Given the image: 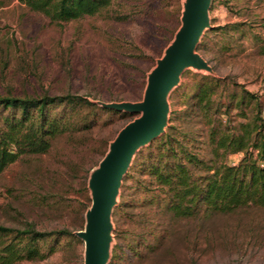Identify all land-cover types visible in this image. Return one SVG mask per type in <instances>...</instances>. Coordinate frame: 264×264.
Segmentation results:
<instances>
[{
    "label": "rangeland",
    "instance_id": "1",
    "mask_svg": "<svg viewBox=\"0 0 264 264\" xmlns=\"http://www.w3.org/2000/svg\"><path fill=\"white\" fill-rule=\"evenodd\" d=\"M260 1L212 0L209 28L195 49L208 69L185 68L167 94L163 133L170 124L189 132L204 160L213 157L207 142L208 122L193 98L200 75L219 80L212 98L229 103L221 111L227 113L218 115L224 124L245 121L235 106L245 90L260 96L264 128V44L256 43L264 39V29L257 26L261 22L255 14ZM186 2L113 0L97 14L56 23L17 0H0V94H72L106 110L96 113L92 127H72L51 138L46 153L23 155L0 173V226L69 232L49 257L14 264H85V243L77 233L84 229L92 203V174L119 131L141 116L105 105L143 100L149 74L182 25ZM242 111L251 118L250 105ZM86 112V108L73 112L72 122ZM171 118L175 121L170 123ZM142 148L121 180L111 211L107 264H264V208L175 218L163 211V201L147 203L152 192L144 183L124 181ZM241 156L230 154L223 161L233 166ZM124 184L126 203L120 206ZM47 241L40 242L42 249ZM117 243L120 250L112 261Z\"/></svg>",
    "mask_w": 264,
    "mask_h": 264
},
{
    "label": "trees",
    "instance_id": "2",
    "mask_svg": "<svg viewBox=\"0 0 264 264\" xmlns=\"http://www.w3.org/2000/svg\"><path fill=\"white\" fill-rule=\"evenodd\" d=\"M17 1L27 10L60 23L97 14L107 9L113 0ZM218 84L219 80L200 75L193 95L197 101L195 105L208 122L207 142L213 158L204 160L198 156L193 136L170 124L165 133L138 152L124 180L132 178L138 185L144 183V188L152 192L147 203L163 201V211L175 218L198 213H229L248 206L264 208V167L261 166L264 163V128L262 106L258 102L260 96L242 90L235 106L241 110L238 115L245 121L231 126L218 118L229 108V103L226 105L212 98ZM233 98L234 95L230 96V102ZM248 105L251 118L242 111ZM223 106L226 109L221 112ZM82 108L88 112L72 122L73 112ZM99 111L106 110L78 95L0 94V173L23 155L46 153L50 139L72 127H92ZM172 121L175 120L171 118L170 123ZM235 153H242L240 160L236 165H227L223 160ZM134 174L140 178H134ZM124 189H127L125 184L120 206L126 203ZM65 235H69L66 230L42 232L31 225L23 229L0 226V264L45 259L55 252L57 241ZM44 240L50 241L42 249L40 242ZM119 250L117 243L112 248V261Z\"/></svg>",
    "mask_w": 264,
    "mask_h": 264
},
{
    "label": "water",
    "instance_id": "3",
    "mask_svg": "<svg viewBox=\"0 0 264 264\" xmlns=\"http://www.w3.org/2000/svg\"><path fill=\"white\" fill-rule=\"evenodd\" d=\"M211 1L187 0L182 25L164 56L149 74L141 102L105 105L107 109L140 113L141 116L119 131L92 174L89 185L92 203L86 213L85 227L77 233L85 243V264L108 262L112 231L110 216L116 205L121 180L134 154L164 132L168 92L178 83L185 68L190 66L208 69L195 49L204 29L209 28L208 11Z\"/></svg>",
    "mask_w": 264,
    "mask_h": 264
},
{
    "label": "crops",
    "instance_id": "4",
    "mask_svg": "<svg viewBox=\"0 0 264 264\" xmlns=\"http://www.w3.org/2000/svg\"><path fill=\"white\" fill-rule=\"evenodd\" d=\"M256 5H257V7L255 8V10H256L255 14L257 15L256 18H257V20H259L261 22V23L258 22L257 26H260L261 27L260 29L263 30L264 29V0H261L259 2V4H256ZM256 43H258L259 45L264 44V39H261V40L258 39Z\"/></svg>",
    "mask_w": 264,
    "mask_h": 264
}]
</instances>
